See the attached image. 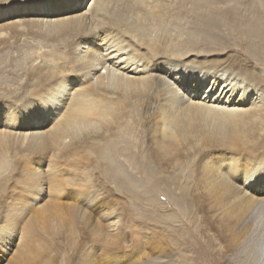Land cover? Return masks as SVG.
<instances>
[{"label":"rangeland","instance_id":"1","mask_svg":"<svg viewBox=\"0 0 264 264\" xmlns=\"http://www.w3.org/2000/svg\"><path fill=\"white\" fill-rule=\"evenodd\" d=\"M37 1L0 0V11H7L0 16V110L13 112L16 124L28 118L27 104L42 87L76 85L80 98L100 89L82 81L80 69L85 59L74 51L76 39L70 24L55 21L49 26L45 22L74 11L64 13L60 7L63 0H41L44 7L40 13L35 8ZM83 2L82 9L89 1ZM131 2L132 6L147 7L146 20L138 21L137 33L132 35L144 47L140 51L154 47L156 54L200 68L239 66L252 74L254 81L261 74V82L255 81L263 90L261 119L245 128L234 127L230 133L234 137L249 133L247 142L251 143L264 138V0ZM107 29L116 36L108 43L117 56L113 61L120 65L133 50L118 43L125 38L119 29L106 27L103 31ZM179 73L176 79L189 85L186 93L192 94L199 79L195 81L190 71ZM73 79L79 82L73 83ZM207 79L203 87L211 84ZM226 79L227 75L218 82L225 81L227 91L238 98L242 86L230 85ZM144 83L115 88L110 102L104 103L110 107L109 121L77 125L79 130L67 143L55 144L45 136L33 143L19 133H0V264H79L82 259H97L103 262L100 264H239L237 254L242 253L244 243L249 244L246 250L259 254L264 207L251 208L255 221L243 226L242 244L235 246V251L221 236L219 227L227 223L213 215L218 207L200 185L202 180L197 189L195 179L209 165L222 162V171L235 173L239 165L245 166L239 150L225 147L220 137L210 138L225 133V126L219 122L212 126L211 116L206 117L207 122L190 111L180 116L162 91ZM252 86L247 93L251 100L258 95ZM100 98L96 95L93 102ZM68 99L61 103L59 114L72 113ZM244 107L253 114L255 108ZM174 113L176 119L169 117ZM201 120L210 122L213 131ZM126 126L130 130L122 135L120 129ZM118 140L124 158L133 156L136 162L132 170L136 180L111 181L99 155L92 154L91 143L103 151L108 143L115 145ZM227 159L233 160L225 163ZM17 207L23 212L15 215ZM231 225L241 230L235 222ZM176 231L192 245L185 253L172 241ZM170 245L175 250L172 254Z\"/></svg>","mask_w":264,"mask_h":264},{"label":"bare ground","instance_id":"2","mask_svg":"<svg viewBox=\"0 0 264 264\" xmlns=\"http://www.w3.org/2000/svg\"><path fill=\"white\" fill-rule=\"evenodd\" d=\"M40 1L41 0L37 1L38 3L35 8L38 9L36 10L37 12L42 13L41 10L44 4ZM83 1L84 0H63L61 3L62 6L59 5L61 8H64L63 12L71 13L74 11L73 14L63 18L58 17L59 19L57 18L55 20L49 19L45 22L48 23L49 26H52L55 21L63 26H67V22L68 26L70 24V27L73 29L72 32L74 31L73 37L76 39L74 43L76 49L74 51L77 52L81 58L85 59L84 65L80 69V73L83 74V76H81L82 81H86L88 83L87 86L99 87V93L95 92L93 95L92 93H90V95L86 94V97L83 94L82 98H80V95L77 94L76 85H59L49 90L46 87H42L35 93L36 98L31 101V103L29 102L27 104L28 110L25 117H28L29 120L28 118H23L25 120H20V123L16 124L13 122V112H2L0 110V133H19V136H22L24 139L30 137L33 143H39L44 136V138L50 137L51 139L49 140L55 141V144L60 145L67 143L68 138L71 139L73 137L72 133H77L76 131L79 130L77 125L85 121H88L89 125L95 124L98 120L106 119L109 121V119H107V114L110 111V107L108 105L104 107V103L110 102V99L113 97L112 91L115 90V88H124L129 85L134 87L140 85V82L145 81L143 85H147L149 88L154 86L153 88L156 87L157 91H162V93L169 98L170 106L173 111L179 113L180 116L186 115V112L190 111L193 115H199L201 119L211 116L213 122L211 121V123H209L212 124V126H215L213 123L216 122L225 126V133H220L222 135L214 134L211 135L210 138L220 137L225 147L227 145L229 146L228 148L239 150L241 152L239 157L246 159L244 163L245 166L241 167L242 165H239L237 167V173L222 171L221 162L219 166L214 164L209 165L205 168L204 174L195 179V181H197V189L198 182L202 180L199 182L200 185L207 189L208 197L213 198V203L218 207V209L216 208L218 211L217 214L215 213L213 215H220L223 222L227 223V225H223V228L219 227L221 236L229 242V247L235 250V246L242 244L241 240L245 234L241 232L243 226H248L251 221H255L254 212L251 208L254 205L255 208L264 207V175H261L264 173V138L258 143H251L247 142V135L249 133H237L236 137H234V133H230L233 130L245 128L250 124H254L261 119L260 116L262 115L261 111L263 107L261 99L263 97V90L262 85L256 84L255 82H261V74L258 71L257 73L260 75H258V77L256 76L257 79L254 81L252 74H248L246 70L239 66L235 68L220 65L200 68V66H196L195 64H182L175 58L161 56L162 54L159 53L156 54L154 47L150 49L147 48V51L142 52L140 50L144 49V47L141 46L138 39L132 37V35L133 33H137L138 21L146 20L147 7L132 6L131 0H88L89 3L82 9ZM67 4L70 6H67ZM66 6L70 8H66ZM6 12L7 11H0V16L5 15ZM55 12L57 13L58 11ZM44 14H46V12ZM69 19H73V21ZM34 20L40 23L44 21L43 19ZM70 21L72 22L70 23ZM106 27L119 29V32H121L125 38L118 43L123 45V47L133 50L130 53L134 55L129 54L127 60L123 62L124 64L122 63L123 65L120 64V62L117 63L120 65H116L114 62L117 56L114 57V47L110 50L108 41L115 39L116 36H112L114 32L111 33L110 29H107L106 32L103 31ZM127 51L128 49L126 53ZM89 54L91 57L87 61ZM157 56H159V60L155 59ZM132 63H140V66ZM129 65H131L130 70L127 69ZM177 71L180 72L179 74L190 71L189 75L193 76L195 81L199 79V83H196V87L194 88V86H192V94L189 92L186 93V91H189V85L184 82L183 84L179 83L180 81H178L179 79L176 77ZM225 75H227L228 80L226 79V81H228L230 85L233 83L234 86H242L238 98L234 96V92L232 95V92L229 93V91H227L228 87L226 85L228 84H226L225 81L218 82ZM207 78L211 79V84L203 87L206 84L205 80ZM188 81L190 83V79H188ZM72 82L77 83L79 81L73 79ZM217 82L220 84L217 85ZM252 85H254V90L258 95L256 98L254 97L255 99L251 100L249 98V100L247 93L249 94ZM82 89L84 91L85 87L83 86ZM252 92L249 95L250 97ZM99 94L101 96L100 101L98 103L93 102L96 95L98 96ZM65 98H69L67 104L71 107L70 110L72 113L70 115L66 112L58 113L61 103ZM86 102L88 104H86ZM231 102H233V104H231ZM48 105H51V109ZM247 105L252 106V109L255 108L253 114L249 112V108L244 107ZM57 113L59 115H57ZM175 113L169 117H174ZM249 114H251V116H249ZM200 122L204 124L205 120H201ZM207 122L205 125L213 131V128L210 125L208 126L209 123ZM227 124L231 127L227 126ZM234 127H236V129H233ZM13 130L17 132H13ZM121 130H124V132H121ZM128 130L130 129L126 126L124 129H120V133L126 135L129 132ZM214 131L213 133H216V129H214ZM210 138L208 137L209 140H211ZM120 141H116L115 145L108 143L103 151L96 148L94 143H91L92 154L94 157H96L97 154L99 155L98 157L103 163L105 174L108 179L109 177L111 178V181L117 180L126 182L136 180L132 171L135 169L134 167L137 166L136 162L133 156H129V158L125 156L124 158L125 151L120 147ZM232 160L233 159H227L225 163L231 162ZM50 165L53 166L54 164ZM56 166L57 164H55L54 167ZM232 168H234V166H232ZM228 176L231 177L228 178ZM216 186H218V188ZM226 191V197H224ZM42 208L44 209V207ZM38 211H42L43 213V210L38 209ZM22 212L21 208L17 207L13 214L18 215ZM111 215L112 214H107L109 217ZM234 222L238 224V229H241L239 232L237 231L236 225H231ZM259 234V236H261L260 238H262L261 241H259V254L258 252L253 253L249 251V249L246 250L245 247L249 244L244 243L242 253L240 251V253L237 254L239 264H257L256 262H264V231L262 230V233ZM177 236H181V238H175ZM182 236H184L183 233L180 235H178V233L177 235L172 233L171 238L174 243L176 242L175 246L177 250L181 251V253H185L187 249H191L192 245L190 242H187L186 236L183 238ZM256 246H258V244ZM156 247V249H158L159 245ZM170 248L169 253L171 252L172 254V252H175L174 249L172 250L171 245ZM182 256H184L183 260H186L185 254H182ZM80 263L100 264L103 262L97 259H82Z\"/></svg>","mask_w":264,"mask_h":264},{"label":"snow or ice","instance_id":"3","mask_svg":"<svg viewBox=\"0 0 264 264\" xmlns=\"http://www.w3.org/2000/svg\"><path fill=\"white\" fill-rule=\"evenodd\" d=\"M261 175H264V173H262Z\"/></svg>","mask_w":264,"mask_h":264}]
</instances>
